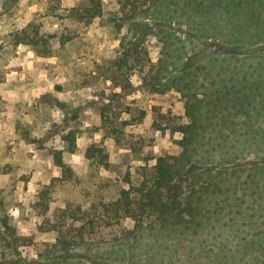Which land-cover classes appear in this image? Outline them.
<instances>
[{"label": "rangeland", "instance_id": "1", "mask_svg": "<svg viewBox=\"0 0 264 264\" xmlns=\"http://www.w3.org/2000/svg\"><path fill=\"white\" fill-rule=\"evenodd\" d=\"M165 1L168 5L149 8L172 18L165 27L183 40L187 55L200 44L208 46L207 58L197 66L199 83L216 80L221 66L231 69L230 60L222 58L218 49L264 56V0H232L230 14L219 7L213 16L192 15L189 24L175 22L187 21L180 17L187 6L174 8L169 0L161 2ZM87 2L0 0V232L14 231L13 238H7L12 247L6 253L20 255L31 264H264V218L243 206L229 208L217 224L207 219L200 228L170 230L155 223L120 243L100 241L99 237L107 236L102 230L93 244L72 247L68 253L52 246V234L40 231L45 219L53 217L50 212L38 213V194L62 176L54 159L56 151H63L62 161L74 171L71 180L50 191L49 197L60 208L67 201H90L99 178L128 188L124 177L129 175L131 184L138 185L158 156L174 151L181 135L172 128L187 121L185 98L176 90L153 94L143 83L139 67L130 74L116 71L115 61L132 40L123 21L129 11V7L121 10L124 0H101V17L80 20L71 10ZM190 28L193 39L186 36ZM22 30L46 39L50 54L42 56L41 47L16 44L14 34ZM161 46L148 35L139 46L144 61L156 64ZM179 70L176 66L174 73ZM258 97L254 95L255 103ZM253 115L258 119L264 113ZM70 132L75 153L68 151L64 140ZM250 143L264 155L263 134L251 135ZM91 144L108 154L107 169L86 171L81 165L83 148ZM260 161L264 163L255 152L238 161L235 166H244L241 179ZM93 173L96 178L90 176ZM260 177L263 182L264 171H255V179ZM124 225L132 228L133 222L127 219ZM4 244L0 240V255Z\"/></svg>", "mask_w": 264, "mask_h": 264}, {"label": "trees", "instance_id": "2", "mask_svg": "<svg viewBox=\"0 0 264 264\" xmlns=\"http://www.w3.org/2000/svg\"><path fill=\"white\" fill-rule=\"evenodd\" d=\"M161 1L119 2L122 4V11L129 7L128 13H124L123 21L128 23L132 40L115 61V66L117 72L128 74L132 73L135 67H139L143 83L153 94H163L174 89L185 98L187 121L172 128V132L179 133L181 137L175 140L174 151L156 158L155 164L150 171L143 173V179L138 185L131 184L129 175L124 177L128 188L114 186V182L109 178H99L100 183L95 185V192L92 193L90 201L77 204L67 201L60 208L54 199L49 197L50 191L64 180H71L74 171L62 161L63 151L55 152V163L62 169V176L54 178L49 186L39 192L36 208L41 216L47 212L52 214L53 219H45L40 231L52 234L54 236L52 246L66 253L72 247L93 244V239L97 234H102V230L106 231L107 236L99 237L100 241L120 243L152 229L155 223L170 230L176 227L200 228L207 219L216 221L215 224L220 223L218 219L227 214L233 204L231 197L233 189L236 190L238 185L248 189L249 185L263 183L261 177L259 180L255 179V171L262 169L261 164H253L243 180L241 175L244 166H235L251 152H255L258 158L264 156L260 150L254 151L251 148L250 136L257 134L253 128L247 127L251 124L244 123L245 127L242 129L247 128L244 131L237 126L238 117L244 116L247 121L251 119L248 113L242 112V109L247 103H255L254 95L248 96L245 93L240 95L225 82L224 87H217L215 79L211 78L207 85L199 83L197 76L201 68L197 66L207 58L208 46L200 44L201 48L193 51L190 56L187 55L183 40L165 27L171 25L172 18L160 11L152 13L150 10L153 6L159 8L168 5L166 1L164 3ZM205 1L207 2L169 0L174 8L183 4L186 10L187 6V12L180 16L184 18L182 20L187 21L175 22L189 24L190 17L194 14L213 16L219 7L222 8L221 11L230 14L234 8L232 0H225V3L220 2L221 0ZM146 4L148 7L141 9V6ZM71 11H74L80 20H91L101 17L102 3L101 0H88L84 6L73 8ZM175 13L179 14L176 9ZM150 21L154 24H149ZM187 32V38H195L192 28ZM148 35L156 37L162 43L156 64L145 62L139 51L140 43ZM14 36L18 45L41 47L42 51L39 52L42 56H48L51 52L48 42L42 36L30 35L26 30L18 31ZM217 52L224 57L245 56L232 49L221 48ZM176 66H180V70L174 73ZM173 73L174 75H171ZM230 79L228 77L227 82H230ZM258 96L260 103L264 98L261 94ZM64 140L69 144L68 151L75 153L77 147L73 133L65 135ZM81 160V165L87 169L86 171L109 167L108 154L103 147L95 144L83 148ZM90 176L96 178L94 173ZM109 189H114L113 194L108 196L97 194ZM127 219L133 222L132 228L124 225ZM3 234L0 232V240H4L6 244L2 245L4 254L0 255V264H31V261L26 262L20 255L6 253L12 247L7 238L11 240L14 231L11 229L9 233L4 234H8L9 237ZM72 257L74 256L71 255L70 258ZM64 258L61 260H65ZM56 261H60V258Z\"/></svg>", "mask_w": 264, "mask_h": 264}, {"label": "crops", "instance_id": "3", "mask_svg": "<svg viewBox=\"0 0 264 264\" xmlns=\"http://www.w3.org/2000/svg\"><path fill=\"white\" fill-rule=\"evenodd\" d=\"M222 58L230 60L232 66L231 69H227L222 66L217 69L218 71L215 73L217 76L215 85L217 87H224L225 83H227L228 85H231L232 89L240 95L245 93L248 96L259 94L264 96V56L238 55ZM228 77L231 78L230 82H227ZM256 89L261 90V92L256 91L255 93L254 91ZM260 107L261 110H259ZM260 111L264 113V100L260 103H247V105L242 109V112L248 113V116L251 117V119L247 121L244 116H241L240 118L238 117V128L241 131H244L247 129H242L245 127L244 123H249L251 125L247 126L248 128H253L254 132H257V134L264 135V115L258 119H256L253 115ZM254 120H261L262 125L259 124L260 122ZM261 128L262 133L259 131ZM258 159L264 160V156ZM256 164H261V170L264 171V163L260 161ZM232 192V208L234 206H243L244 208L249 209L252 214L256 213L258 217L264 218V181L263 183H259V185H249L248 189H243L241 185H238L236 190L233 189ZM257 209L261 210L258 211Z\"/></svg>", "mask_w": 264, "mask_h": 264}]
</instances>
